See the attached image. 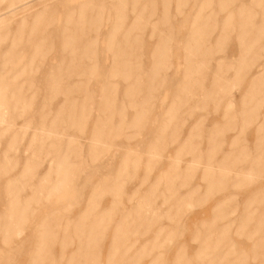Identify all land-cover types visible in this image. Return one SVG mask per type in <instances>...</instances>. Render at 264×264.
Here are the masks:
<instances>
[{"label":"rangeland","instance_id":"1","mask_svg":"<svg viewBox=\"0 0 264 264\" xmlns=\"http://www.w3.org/2000/svg\"><path fill=\"white\" fill-rule=\"evenodd\" d=\"M117 1L0 0V91L8 97L18 80L27 99L36 95L17 116L0 97V166H7L0 171V228L13 221L8 237L0 232V264H264V75L249 95L256 72L264 69V0H124V11ZM116 7L126 15L118 29ZM100 10L103 22L94 31L92 14ZM240 11L241 20H251L246 26L254 25L242 41ZM195 20L207 22L197 28ZM66 25L82 35L78 43L98 38L84 57L88 66L95 64L94 73L78 66L73 76L90 80L91 90L119 61L117 45L129 46L130 60L144 71L164 46L154 97L140 124L128 104L121 117L111 116L109 133L99 139L102 155L89 151L97 110L83 131L69 129L64 136L79 137L81 155L34 156L37 124L5 155L13 128H23L26 115L39 120L41 112L68 110L63 94L41 108L43 79L67 62L61 52ZM127 34L132 37L124 43ZM31 61L32 85L19 74ZM189 64L199 71L187 75ZM121 76L113 78L118 96ZM83 93L75 94L81 99ZM31 158L38 161L25 178ZM10 181L21 187L24 221L13 220Z\"/></svg>","mask_w":264,"mask_h":264},{"label":"bare ground","instance_id":"2","mask_svg":"<svg viewBox=\"0 0 264 264\" xmlns=\"http://www.w3.org/2000/svg\"><path fill=\"white\" fill-rule=\"evenodd\" d=\"M139 1L140 0H132L133 4H137ZM147 6H150V5H147ZM117 7H119V11L121 10L124 11L125 10L124 0H118ZM117 7L115 8L116 10L115 14H117V17H116L117 22L114 25L115 29L122 27L124 25L123 21L126 18V15L119 14ZM147 10L149 11L150 7L147 8ZM103 11L100 10L98 12H95L94 15L92 14L93 18L91 17L92 18L91 23L92 25L95 26L93 29L94 31H97L99 29V25L101 26V23L103 22L102 21ZM140 15L141 13L138 12L136 14V17L139 18ZM241 15H243L242 11L239 12L240 19L238 21V26L240 27L238 36L242 41V39H244L247 35L251 33L252 27H254V25H252L251 28L246 26L248 23L251 22V20L249 18H245L241 20ZM229 20L230 18L226 20L223 25L228 26L231 21ZM206 22L207 21L205 20L203 21L195 20L193 25H195L197 28L198 27L200 28L202 26H205ZM68 23L72 24V22H68ZM79 24L84 25V21L82 20ZM257 24L258 23H256V25ZM235 25H237V23H234L233 26ZM74 29H75L74 26L72 28L69 25H66L64 29V39L62 40L61 52H62L63 59L67 58V62L65 61L66 59L63 60L48 75V77L46 78V81L44 80L45 78L43 79V86L45 85L44 87L46 89V94H45L44 102L42 103L40 102L41 108H49L48 102L56 98L58 94H63L67 98L66 108L68 110H65V112L58 111L54 114L51 112H46V113L41 112V114H39V120L36 118V115L33 113H30L29 116L26 115V123H24L23 128L22 127L20 129L13 128V132H12L13 138L9 141L8 146L4 151L5 155L8 152H11L12 151L11 149H13L15 145L18 144V142H20L19 140L20 136L25 135L27 131L26 129L31 124L40 125V126H37V125L34 126L35 132H34V136L32 138L31 144H30V146L33 149V155L39 157L42 154H46V155L54 154L57 156H70V155H78V154L81 155L82 145L80 144L78 140L79 137H77L76 135H68V139L65 140L64 136L67 134V130L69 129L76 128V130L83 131L84 128L86 127L85 125L88 123L86 119L88 117L89 118L91 117L92 111L94 110H97L98 113L96 115V121L93 126V133L90 138L92 139V142L89 145V151L91 152L92 156L102 155L101 149L103 147L101 146V142L99 141V139L107 136V134L109 133L110 128L108 127V124H110L112 120L111 116H114L115 114L118 113V115L121 117V114H123L122 112L123 108L126 107L127 104L130 107H133L137 110L136 114H134L135 115L134 122H138L139 120V124L141 123V117H143L141 111L142 109L149 107L154 97V92L156 90V86H157L156 82L158 81L157 77L159 76L160 71H161L160 67L164 65V57L166 55L164 46H161V44H159L160 46L157 47V49L154 51V54H153V57L155 58V60H154V63L151 69L144 71V69L142 70V68L140 67L141 66L140 64L138 63L134 64L130 60V57L133 56V53H131L128 50L129 46L117 45L115 48L118 51H116L115 57H117V59L119 58V61L117 60L118 62L114 63V67H112V69H108L104 71V73L102 72L104 75L103 80L100 81V83L98 84L96 88H92L93 90H91L90 80L80 82V81L75 80L73 76L77 74L78 71L76 69L78 66L82 67L80 72H83L84 74L87 73L91 75L92 73H94L95 64L92 66H88L84 62V57L89 56L90 50L92 48L91 47L92 44L90 42H93L98 38L96 39L85 38L84 40L87 42L82 41L83 40L82 39L78 43L79 37H82V35H80L79 33V36H78V32H77L78 30L76 29L74 30ZM59 33L60 32H58V34ZM131 37H132L131 35L127 34L124 36L122 40L125 43V41L128 42ZM161 41H164L163 38ZM187 42L189 43L190 39ZM77 43L80 44V52H77ZM22 44L27 45V43L25 44L22 43ZM107 47L108 48L110 47L109 49L111 50L112 47H114V45L113 44L108 45ZM13 48H17L16 43L13 44ZM36 51L38 52V50ZM17 56H18L17 52L13 53V58H16ZM197 71L199 70L193 69L192 64H189V67L186 70V73L187 75H190V74L196 73ZM19 74L20 75L26 74L27 80H30V82L31 81L33 82V79L36 78L35 77L36 74L32 66V61L29 63L28 66H25ZM117 75H122L121 76V84H122L121 87L123 91H122L121 96H118V90L120 87L119 83L113 79ZM263 75H264V69L262 71L258 70L256 72V78H255L256 82L251 84L250 89H249V95L251 92H254L256 85H257V81L262 79ZM188 81L189 80L187 79V82L183 84V86L181 87V90L186 91V89L189 88ZM32 82L30 83L31 85H32ZM9 87H10V84L6 86V92H10ZM24 88L25 87L23 83L16 80L13 83V91L11 95L7 97L4 91H0V97L3 96L5 98L4 100H2L1 103L3 105H6L5 106L6 108L7 106L13 108V116L25 114L27 112L26 108L29 109V107L32 105L33 97H36V95L34 94L31 97H29L30 99H27L28 97L26 96L25 92H23ZM40 88H41V85H40ZM41 89H44V88H41ZM77 91H84L81 99H79V97L75 94ZM142 92L146 93V95L143 98L140 96ZM115 93H117V95ZM76 109L81 110L82 113L79 115L72 113ZM8 130L9 128L6 129V131ZM50 138L56 139L57 142L56 143L49 142V140H51ZM48 146H51V147L54 146V147L53 149H49ZM32 159L33 158H31L29 162ZM35 161L37 162L38 160L35 159ZM35 161L28 163V167L24 175L25 178H27L28 174L31 173V171L36 167ZM67 165H68V168H70L71 164H67ZM6 167L7 166L5 165L0 166V171ZM102 182H104L103 184L104 186L106 187L108 186L107 181L104 180ZM210 183L213 185V181H210ZM20 190H21V187H19L16 183H12L10 181L6 184V191L8 192L10 196V199H9V203L11 206L10 211L12 213L13 220H14V217L18 219L17 222L21 221L24 218V211L19 210L18 208L17 194L19 193ZM9 214L6 216V218L9 216ZM25 219L26 218H24L23 221ZM12 226H13V221H10L9 225L2 226L0 228V232H3L5 234V237H8V235L11 234L13 231ZM4 241H7V240L4 239Z\"/></svg>","mask_w":264,"mask_h":264}]
</instances>
